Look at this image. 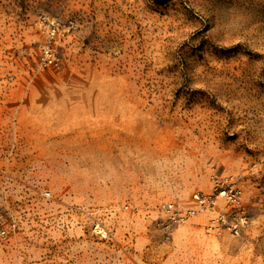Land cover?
Masks as SVG:
<instances>
[{"label": "rangeland", "instance_id": "obj_1", "mask_svg": "<svg viewBox=\"0 0 264 264\" xmlns=\"http://www.w3.org/2000/svg\"><path fill=\"white\" fill-rule=\"evenodd\" d=\"M0 229V264H264V0H0Z\"/></svg>", "mask_w": 264, "mask_h": 264}, {"label": "built area", "instance_id": "obj_2", "mask_svg": "<svg viewBox=\"0 0 264 264\" xmlns=\"http://www.w3.org/2000/svg\"><path fill=\"white\" fill-rule=\"evenodd\" d=\"M44 196L45 197H49V193L48 192H45L44 193ZM195 198L198 200V196L197 195L195 196ZM198 202H199V204L204 205V203L206 202V198L205 197H202V199L198 200ZM0 235L2 237H4L5 236V231L0 229Z\"/></svg>", "mask_w": 264, "mask_h": 264}]
</instances>
